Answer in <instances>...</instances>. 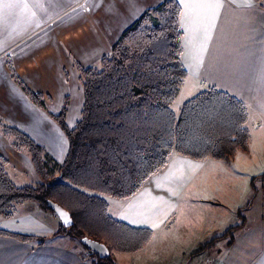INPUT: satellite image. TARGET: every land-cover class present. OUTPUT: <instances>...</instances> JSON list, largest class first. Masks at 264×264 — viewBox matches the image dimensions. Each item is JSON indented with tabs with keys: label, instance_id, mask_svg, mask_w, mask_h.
I'll return each mask as SVG.
<instances>
[{
	"label": "trees",
	"instance_id": "trees-1",
	"mask_svg": "<svg viewBox=\"0 0 264 264\" xmlns=\"http://www.w3.org/2000/svg\"><path fill=\"white\" fill-rule=\"evenodd\" d=\"M180 20L179 1L165 0L124 31L98 66L77 65L84 104L73 128L66 124V106L59 115L52 114L45 96L31 90L8 59L13 81L58 124L69 146L59 162L0 116V133L31 160L40 179L36 184L18 186L7 171L8 161L0 156V218L13 217L22 202H36L55 213L47 204L51 200L69 211L74 220L69 228L60 223L56 235L104 243L110 250L106 258L82 245L90 251L92 264H117L113 252H138L150 243L154 232L111 216L105 196L134 197L174 154L205 161L229 160L240 151H249L247 107L228 93L210 87L187 100L179 114L174 112L172 107L188 76L182 62ZM0 233L38 241L39 245L46 242L43 236Z\"/></svg>",
	"mask_w": 264,
	"mask_h": 264
},
{
	"label": "crops",
	"instance_id": "crops-1",
	"mask_svg": "<svg viewBox=\"0 0 264 264\" xmlns=\"http://www.w3.org/2000/svg\"><path fill=\"white\" fill-rule=\"evenodd\" d=\"M163 1L165 0H0V116L51 150V155L58 161L61 153L58 146L62 147L66 141L68 150V139L65 136L66 140H63L64 132L58 125L56 128L52 124L53 129L56 128V140L43 142L39 134L34 132L38 128L36 123L46 121L47 114L31 102L13 81L8 59L10 58L31 90L42 93L46 100L49 95L52 100L62 101L59 112L51 111L53 114H60L65 105L68 122L69 114L75 111L70 102L79 93L77 65L96 66L102 57L111 53L124 31L147 10L158 7ZM178 1L183 32L182 62L188 72L180 95L183 89L199 93L214 87L246 105V126L252 136L250 151L239 153L231 160L211 162H226L233 175L250 181L255 176L264 174L261 172L264 169V136L261 132L264 127V2L251 0L252 6L249 7L245 0ZM83 104L84 99L81 111ZM47 105L49 107L48 100ZM15 153L24 155L17 152L0 133V156L9 163L7 171L10 174L13 169L16 177L22 178L25 169L14 164ZM66 154L67 152L65 156ZM210 160L212 159L198 161L179 154L173 155L164 171L150 179H153V186L145 185L138 194L127 200L111 199L115 202L116 215L113 217L134 227L151 229L154 239L159 230L171 227L166 226V220L177 208L158 194L155 187H177L180 185L181 175L178 178L171 177L176 171L182 176L195 173ZM31 205L41 210L32 202L20 203L13 217L0 218V231L43 237L57 236L61 223L59 220L51 219L56 227L46 230L44 222L18 215L19 212L26 214L22 208ZM43 214L47 213L43 211ZM241 225L238 229L244 223ZM229 230L220 236L227 234ZM228 236L218 238L213 244L226 240ZM233 239L231 244V240L226 242L230 247L236 243L237 237ZM250 243L256 247L249 249L248 243L244 247L245 264H264V226L262 240L253 238ZM194 252L191 254L196 255ZM0 264L92 263L91 258L87 261L83 252L76 247L68 248L50 242L39 245L38 241L26 242L0 233Z\"/></svg>",
	"mask_w": 264,
	"mask_h": 264
},
{
	"label": "rangeland",
	"instance_id": "rangeland-1",
	"mask_svg": "<svg viewBox=\"0 0 264 264\" xmlns=\"http://www.w3.org/2000/svg\"><path fill=\"white\" fill-rule=\"evenodd\" d=\"M98 65L99 63L96 66ZM77 85L79 86V93L72 97V104L70 102V105L75 107V111L73 110L69 114L68 122L66 114V124H69L68 126L70 127H73L74 124L76 125L79 120L84 99V92L79 79L77 80ZM197 93L198 91L183 89L172 107L174 112L179 114L183 104ZM47 96L49 111L51 113L52 111L59 112L62 101L60 99L52 100L49 95ZM47 116L46 121L41 120L36 123L38 128L34 131L39 134L38 136L43 142L51 141L52 139L56 140L54 129L57 128L56 125L58 124L48 114ZM52 124L56 128L53 129ZM31 125H33V122ZM261 129H263L261 132L264 136V127ZM60 133L62 134V132ZM62 135L64 137L63 140H66V135ZM255 139L257 140L258 136ZM45 148L53 155L51 150L47 147ZM58 150L61 153L57 159L62 162V158L65 157L67 152L66 141H64L62 147L58 146ZM248 152L240 151L239 153ZM14 155V164L20 169H25V174L22 178L16 177V171L11 169L10 174H12L14 182L18 186L38 183L40 179L34 166H32L33 163L30 162L31 160L26 155H16V153ZM211 161L214 160L207 161L206 165L199 171L185 176L176 171L171 177L178 178L181 175L180 185L177 187L172 188L168 185L155 187L156 192L171 201L173 207L177 206L176 210L166 220V226L168 228L171 227L166 230H159L154 239L152 238V242L150 241L151 243L147 247L138 252H113L119 264H245L244 247L246 244L248 243L247 248L253 249L256 246L251 245L250 239L262 240L264 226V174L257 175L249 181L244 177L233 175L228 170L226 162L216 163ZM254 161V164H256V159ZM26 168L29 169L27 170ZM261 172H264V169ZM153 183V179L147 182L150 186H153ZM88 193L92 194V192ZM105 199L107 202L109 200L108 203L111 202L109 213L115 216V202L111 200L115 198L105 196ZM32 203L41 210H37L35 206L31 205V207L22 208L26 214H31V216L23 214V212H19L18 215L24 218L33 217L44 222L46 230L56 227L51 222V219L60 221L58 216L51 211L43 210L36 202ZM43 211L47 214H43ZM243 223L244 226L240 229L232 230V234L226 240H220L215 244L212 243L200 255L191 254L201 245L209 243L210 240L222 235L228 229ZM233 237H237L236 243L230 247L226 242L232 240ZM45 238L46 242L61 244L68 248L76 247L83 252L84 258L90 261V251L77 238L70 235H47Z\"/></svg>",
	"mask_w": 264,
	"mask_h": 264
},
{
	"label": "water",
	"instance_id": "water-1",
	"mask_svg": "<svg viewBox=\"0 0 264 264\" xmlns=\"http://www.w3.org/2000/svg\"><path fill=\"white\" fill-rule=\"evenodd\" d=\"M47 204L49 208L53 210L55 214L58 216V218L61 221V224L64 227L69 228L74 224V220L71 216V213L67 211L65 208H63L62 206L51 200H48ZM81 243L84 246L88 247L93 253L100 256L101 258H106L110 255V250L104 243L98 242L89 237H83L81 239Z\"/></svg>",
	"mask_w": 264,
	"mask_h": 264
},
{
	"label": "snow or ice",
	"instance_id": "snow-or-ice-1",
	"mask_svg": "<svg viewBox=\"0 0 264 264\" xmlns=\"http://www.w3.org/2000/svg\"><path fill=\"white\" fill-rule=\"evenodd\" d=\"M245 2H246V5H247V6H249V7L252 6V4H251V0H245Z\"/></svg>",
	"mask_w": 264,
	"mask_h": 264
}]
</instances>
